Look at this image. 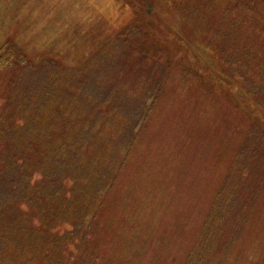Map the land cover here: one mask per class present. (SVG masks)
I'll return each instance as SVG.
<instances>
[{"label": "rangeland", "instance_id": "obj_1", "mask_svg": "<svg viewBox=\"0 0 264 264\" xmlns=\"http://www.w3.org/2000/svg\"><path fill=\"white\" fill-rule=\"evenodd\" d=\"M229 1L0 0V43L10 40L37 61L58 59L74 75L106 53L112 60L118 39V50L125 40L135 45L139 40L128 29L137 24L142 45L167 65L148 119L131 146L118 149L123 165L81 250L88 264H183L197 243L256 116L207 45L213 28L227 24ZM11 73L0 70V108ZM138 76L126 78L141 90L145 78ZM123 127L117 115L106 132ZM257 193L225 264L263 261L264 178ZM10 247L0 264H45L27 256L12 260Z\"/></svg>", "mask_w": 264, "mask_h": 264}, {"label": "trees", "instance_id": "obj_2", "mask_svg": "<svg viewBox=\"0 0 264 264\" xmlns=\"http://www.w3.org/2000/svg\"><path fill=\"white\" fill-rule=\"evenodd\" d=\"M226 8L227 24L213 28L207 45L256 116L183 264H225L264 178V0ZM128 31L135 45L125 40L118 50V39L112 60L106 53L74 75L58 59L37 61L10 40L0 43V70L12 72L0 108V257L11 246L12 260L88 264L81 250L123 165L118 149L139 134L167 70L142 45V26ZM128 75L145 78L141 90ZM117 115L123 129L107 133Z\"/></svg>", "mask_w": 264, "mask_h": 264}]
</instances>
